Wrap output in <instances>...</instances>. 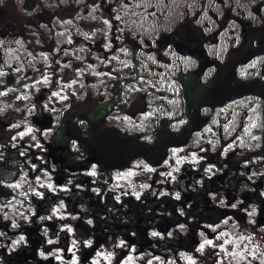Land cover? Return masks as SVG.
Returning a JSON list of instances; mask_svg holds the SVG:
<instances>
[{
	"label": "flooded vegetation",
	"instance_id": "flooded-vegetation-1",
	"mask_svg": "<svg viewBox=\"0 0 264 264\" xmlns=\"http://www.w3.org/2000/svg\"><path fill=\"white\" fill-rule=\"evenodd\" d=\"M19 1L0 0V36L43 21L50 82L18 103L36 75L2 77L0 264H165L185 249L197 254L207 226L227 221L247 236L242 226L264 225V24L241 22L220 59L208 47L222 43L226 22L213 10L212 29L179 0L160 11L96 0V19L67 26L57 52V8ZM76 14L64 19L72 23ZM183 58L194 67L184 70ZM74 63L97 72L79 76L67 66ZM249 99L262 105L261 156L238 144L226 157L205 151L208 160L192 171H172V152L192 153L197 138L211 146L210 130L223 137L226 128L232 139L219 113L232 115L233 104ZM25 112L35 114L32 132L10 134L8 115ZM23 251L33 256L27 263Z\"/></svg>",
	"mask_w": 264,
	"mask_h": 264
},
{
	"label": "rangeland",
	"instance_id": "rangeland-1",
	"mask_svg": "<svg viewBox=\"0 0 264 264\" xmlns=\"http://www.w3.org/2000/svg\"><path fill=\"white\" fill-rule=\"evenodd\" d=\"M129 1L134 2V0ZM179 1H182L185 13L190 12L193 15L195 11L200 12L199 24L206 22L208 26L209 22V28L213 29L215 27L213 19H208V13L212 10L215 16L220 17V20L226 22L221 36L222 43L218 47H208L209 54L218 56L220 59L224 57L225 51L227 50L230 31L236 32V34L232 35L233 39L239 38L237 33L239 32L241 22H248L249 28L264 24V0ZM40 2L51 7V9L57 8L56 16L61 18L57 19L56 17L53 20L54 26L60 29V32L57 33V45L59 46L57 52L63 50L62 45L66 42L64 38L66 36L64 33L66 32V27L70 25L77 26L80 19L85 21L95 20L96 13L99 10L96 0H40ZM135 3L137 5L132 9L127 5L128 3L121 5L119 8L125 11H143L150 10L153 7H156L158 11L169 10L167 0H135ZM18 4L22 5V0ZM72 12L77 13L76 17L72 23H68L64 17L67 13ZM38 24L41 27L40 29L35 25L33 27L30 25V28L24 33L17 32L18 34L0 36V86L5 83L2 77L6 75L11 74L16 78L17 82L26 81V76L28 75H36V82L26 85L18 94V103L23 102V100L27 103L32 90H38L39 86L42 88L50 82L46 77L51 68L48 26H45V23L40 19L38 20ZM209 28L207 32L212 30ZM5 31H11L9 23L6 25ZM73 53L77 58H82L83 56L81 48L73 49ZM64 55L65 53L62 56ZM95 58L94 60L90 58V64L96 62ZM177 61L176 59L174 64H177ZM178 63L184 70L194 67L193 61L189 58L179 59ZM258 63L259 61L253 63V67L259 66ZM67 66L73 68V70L77 69L76 74L79 76L97 72V68L87 66L86 64L83 66L74 63L72 65L67 64ZM64 67L62 65V68ZM168 67L170 68V66ZM159 72L162 74L161 70ZM208 73L210 72L208 71ZM0 106L2 107V104ZM230 109L232 115L229 113L230 110L225 109L219 113V116L225 120V126L231 128V132L233 133L232 139L228 137L230 133L228 131L227 133L225 132L226 128H224L223 137L220 136V133L216 129L214 131L210 130L206 139L212 141L213 144L211 146H205L197 138L192 143V153L183 155L182 149L172 152L171 155L175 157V161H172V171L180 174L182 169L186 170V166L190 167L192 171L195 168H199L200 164L204 163V160H208L207 157L202 155L205 151L212 152L211 154L220 151L222 157H226L230 149L237 148L238 144L241 148L246 149L250 155H254L256 157L255 159L262 155L261 153L257 154L262 149V136L260 135L261 133H258V131L260 132L262 130L261 125L263 122L261 102L255 99H249L238 102V104H233ZM34 116V112L32 114L30 113V115H28V112L23 114H9L8 130L10 134H16L21 130H25L26 134L32 132L33 127L31 122ZM231 116L232 121L230 122ZM242 116L244 129L240 130V119ZM21 127L25 129H21ZM226 138L231 140L227 139L229 141L224 142L223 140ZM232 142H234L232 146H225V144ZM261 162H264V158L261 159ZM233 225L234 223L225 221L218 225L207 226V233L201 236V242L197 244L199 246L197 248V254L194 255L190 250L185 249L175 258L171 257L167 261L165 260V264H264V226H255L256 228L249 229L247 236H244ZM209 240L212 241L211 244L207 243ZM157 264H163V261H157Z\"/></svg>",
	"mask_w": 264,
	"mask_h": 264
},
{
	"label": "trees",
	"instance_id": "trees-1",
	"mask_svg": "<svg viewBox=\"0 0 264 264\" xmlns=\"http://www.w3.org/2000/svg\"><path fill=\"white\" fill-rule=\"evenodd\" d=\"M264 226V225H263ZM255 227V226H254ZM254 227H252V226H247V227H244V226H242L241 227V229H247V231H249V229H253ZM256 228V227H255ZM22 254H23V256H24V258H25V262L27 263L28 261H30L31 259H32V257L33 256H31V255H28L27 254V252H22ZM15 255V254H14ZM15 256H17V255H15Z\"/></svg>",
	"mask_w": 264,
	"mask_h": 264
},
{
	"label": "snow or ice",
	"instance_id": "snow-or-ice-1",
	"mask_svg": "<svg viewBox=\"0 0 264 264\" xmlns=\"http://www.w3.org/2000/svg\"><path fill=\"white\" fill-rule=\"evenodd\" d=\"M207 243L211 244V243H212V241H210V240H209V241H207ZM201 247H203V246H201Z\"/></svg>",
	"mask_w": 264,
	"mask_h": 264
}]
</instances>
